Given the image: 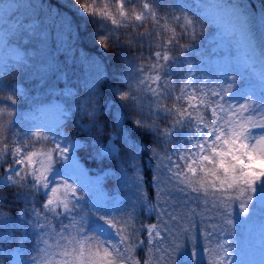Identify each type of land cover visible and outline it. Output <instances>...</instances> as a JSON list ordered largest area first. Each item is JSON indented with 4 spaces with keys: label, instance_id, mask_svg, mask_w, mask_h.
Listing matches in <instances>:
<instances>
[{
    "label": "snow or ice",
    "instance_id": "obj_1",
    "mask_svg": "<svg viewBox=\"0 0 264 264\" xmlns=\"http://www.w3.org/2000/svg\"><path fill=\"white\" fill-rule=\"evenodd\" d=\"M115 6L113 12L107 0H64L65 8L79 10L85 32L94 25L88 34L102 52H138L139 59L116 53L127 71L116 74L106 107L97 76L85 82L83 96L66 88L74 102L57 110L51 126L23 113L17 122L16 106L28 96L5 75L27 61L5 45L0 92L9 94L0 98L7 105L0 107V189H16L23 203L15 219L0 213V264L8 257L12 264H141L138 248L145 249L143 264H243L257 244L264 247V227L253 230L257 210L264 213V4L258 15L243 0H115ZM209 7L222 17L220 27L210 21ZM57 14L71 32L73 21ZM61 48L74 56L75 49ZM48 57L41 73L58 71L56 57ZM160 120L167 121L163 128ZM148 138L166 147L163 158ZM84 149L99 165L116 163L91 175ZM146 151L157 162L153 183L159 188L163 168L171 185L156 203L143 191ZM128 188L135 189L134 201L121 195ZM141 213L156 222L143 223Z\"/></svg>",
    "mask_w": 264,
    "mask_h": 264
},
{
    "label": "trees",
    "instance_id": "obj_2",
    "mask_svg": "<svg viewBox=\"0 0 264 264\" xmlns=\"http://www.w3.org/2000/svg\"><path fill=\"white\" fill-rule=\"evenodd\" d=\"M222 3H225V0H221ZM251 1V0H248ZM259 5L264 4V0H257ZM110 4L115 5V0H107ZM204 4L209 5L210 2H205ZM29 6L31 10L29 11V15H35L36 24L34 26H27L24 24V21H27V18L19 21L16 26L12 29L11 32L7 35V42L10 44L18 45L26 55H29L30 61L32 62V66L28 68H24L26 65H23L19 70H14L11 75H5V81L10 84H15L16 81H19L25 88H30L28 93L33 94L34 87L40 80L39 78H34L35 74L38 76H44L46 79H49V83L51 86H68L78 93L79 96H83L86 94L85 82H95L96 77L99 76L98 87L101 94L100 104L102 107H106L108 101L114 99L111 94V90L115 83V77L118 71L126 72L127 69L121 67L120 61L117 59L116 53L122 52L123 55L132 57L136 56L139 59L138 52L133 48H125V49H110L107 54L102 52L96 45L93 44L91 37L89 36V32L92 31L94 25H88V31L85 32V29L81 23V18L76 15L79 11L78 9L75 11H70L71 5H69V9L64 7V0H29ZM131 7V5H128ZM57 13L66 15L72 23V31L70 32L65 26L64 22L61 19V16ZM163 15V12L161 13ZM81 23L79 36H76V24ZM163 24V21H161ZM174 26V25H169ZM47 34V38L44 39L42 37L41 31ZM141 28L139 31H143ZM123 31V30H122ZM127 35V32H125ZM123 39V37H122ZM62 45H68L70 50L75 49L74 56H66L63 52ZM58 48H61V51H57ZM154 50V49H153ZM48 54L55 56V63L58 65V71L55 72H47L41 73L43 66L50 63V58ZM145 54H147V49H145ZM193 57L195 58L196 56ZM143 63V61H141ZM61 74L63 78L61 79ZM54 79V80H53ZM9 93L0 92V98L7 95ZM28 98L24 100L22 97L20 98V104L16 106V111L14 112V117L18 122L20 119L19 113H23L24 117L29 118L28 110L30 109ZM73 98H69L66 100V104L73 103ZM150 101L147 97L144 99L145 104V112L147 113V105ZM171 103V101H169ZM22 105V106H21ZM7 105H0V107H6ZM79 118L77 114L76 117H73L72 123V133L74 136L77 135V125L75 121ZM103 115L101 119H103ZM145 119L150 120L151 118L147 115ZM84 122L87 123V118H84ZM163 128L167 121L160 120L158 121ZM96 134L95 132L93 133ZM99 139L102 143L107 141L105 136H99ZM150 139L148 138V146L156 147L157 151L160 153V156L163 158L166 155V147L164 145H154L150 143ZM90 151V149H84L80 155L82 162L89 169L98 168L99 170L102 167H111L116 162L114 160H106L104 165H99L97 162L89 160L86 158V153ZM123 155V153H122ZM149 153L146 151L144 155L141 157L140 162L143 164V191L145 197L150 200L152 203H156V201L163 200V196L159 195L161 190L170 191L171 185L168 183L167 173L161 168L160 170V178L161 184L159 188L153 183V175L156 171L155 160L148 159ZM131 174V173H130ZM106 186L110 188L111 185L109 181H105ZM16 189H0V196L8 193L7 198L0 200V213H4L13 219L16 218V213L19 211V207L22 206L23 201L17 200L14 196ZM135 189L128 188L121 194L132 201L135 200L134 196ZM129 207L131 205L129 204ZM236 210L238 211V206H236ZM211 215V213H208ZM235 219V217H233ZM140 221L143 223H155L156 218L154 215L149 216L147 213H141L139 216ZM264 222V213L257 210L255 217L253 219V230L256 231L257 228L261 226ZM233 228H236L234 223ZM237 229L239 230V217L237 216ZM9 231H12V228H9ZM15 235L19 237L20 233L16 232ZM227 238V237H225ZM34 240V238H33ZM32 241H29L28 247H31ZM258 244L256 245V247ZM16 247L15 242L7 245L8 249H12ZM31 254V253H30ZM136 258L140 260L141 264H143V260L145 259V249L138 248L136 253ZM8 259H4L2 264H7Z\"/></svg>",
    "mask_w": 264,
    "mask_h": 264
},
{
    "label": "rangeland",
    "instance_id": "obj_3",
    "mask_svg": "<svg viewBox=\"0 0 264 264\" xmlns=\"http://www.w3.org/2000/svg\"><path fill=\"white\" fill-rule=\"evenodd\" d=\"M210 2L209 5H218V4H224L221 0H205V2ZM178 2L183 3L184 0H178ZM189 2H192V0H189ZM197 3L200 2V0H196ZM235 2V0H225V3H231ZM244 3H247L250 8L249 12L253 14H259V11L261 10V6L259 5L257 0H243ZM112 8L111 10L113 12L116 11V6L114 4H111ZM29 0H0V65H3L4 60L8 56V49L5 47V45H8V48L17 49L22 54L24 59L27 61V64L24 68H28L32 66V62L30 61V56L26 55L24 51L15 44H10L7 42V35L9 32L12 31L14 26L21 21L24 18H27V21H24V24L27 26H34L36 24L35 15H29V11L31 10V6L29 7ZM210 21L214 22L217 27H220L224 21L221 16L216 14V9L209 7L206 10ZM44 31L42 30L41 33ZM220 33H216L213 38L210 39V43L212 42V39L219 38ZM213 50H216L215 47H213ZM196 60H199L201 53L199 51L193 53ZM11 62V61H10ZM35 79L39 78L40 80L34 87L33 94H29L28 92L30 88H25L19 81L15 82V85H18V88L21 91H24L27 94L29 107L30 109H36L37 112L28 110L29 113V120H34L37 124L42 126H51L57 119V110L62 108H67L68 105L66 104V100L70 97H67V89L70 88L68 86H51L49 83V79H46L44 76H38L35 74ZM63 78V75L61 74V79ZM54 80V79H53ZM65 89V90H64ZM62 91H64V95H62ZM74 136V135H73ZM75 137V136H74ZM105 146L107 144V141L103 143ZM37 148H39V145H37ZM85 166V165H84ZM86 167V166H85ZM89 169L88 167H86ZM91 175H97L99 174L100 170L97 168L89 169ZM86 180L87 177H84ZM105 190L110 191V188L106 186V183L104 184ZM122 195V194H121ZM123 196V195H122ZM148 224V223H145ZM264 227V222L261 224L259 228L256 229V233L259 234L260 229ZM15 248V247H14ZM12 248V249H14ZM8 263L12 264V257H8ZM243 264H264V247H262L260 244H258L257 247H255V251L251 256H247L243 260Z\"/></svg>",
    "mask_w": 264,
    "mask_h": 264
}]
</instances>
